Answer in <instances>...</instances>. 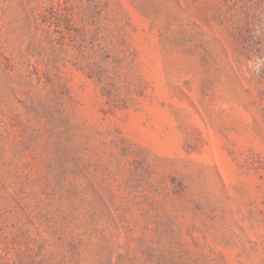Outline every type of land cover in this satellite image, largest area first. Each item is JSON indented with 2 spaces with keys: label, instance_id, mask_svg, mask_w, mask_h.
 <instances>
[{
  "label": "rangeland",
  "instance_id": "374dc122",
  "mask_svg": "<svg viewBox=\"0 0 264 264\" xmlns=\"http://www.w3.org/2000/svg\"><path fill=\"white\" fill-rule=\"evenodd\" d=\"M0 264H264V0H0Z\"/></svg>",
  "mask_w": 264,
  "mask_h": 264
}]
</instances>
